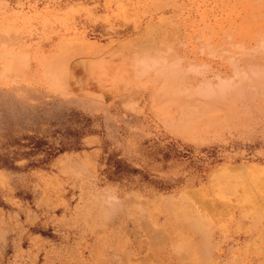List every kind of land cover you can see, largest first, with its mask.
I'll return each instance as SVG.
<instances>
[{"label":"rangeland","instance_id":"rangeland-1","mask_svg":"<svg viewBox=\"0 0 264 264\" xmlns=\"http://www.w3.org/2000/svg\"><path fill=\"white\" fill-rule=\"evenodd\" d=\"M65 53L96 72L103 153L3 122L36 103L38 62L77 101ZM104 245L264 264V0H0V264H110Z\"/></svg>","mask_w":264,"mask_h":264},{"label":"crops","instance_id":"crops-1","mask_svg":"<svg viewBox=\"0 0 264 264\" xmlns=\"http://www.w3.org/2000/svg\"><path fill=\"white\" fill-rule=\"evenodd\" d=\"M35 53V57L38 58L39 52L36 51ZM40 58L45 57L40 56ZM62 58L65 63L64 67L66 66L65 82L68 84L69 89L72 92L75 93L76 91H80L78 92L79 94H73L68 97L74 96L77 101L62 100L60 96L48 93V89H45L43 86L46 82H52L53 85H59L61 83L62 69H60V62H58L59 64H51L52 71H50L51 69L48 71L39 70L37 67H40V63L38 62L34 69L37 72L35 74L37 75V81L39 83L34 90L38 97L36 98V103H29L26 107L22 108H14V110L4 118L3 122L14 130H19L22 133H25L22 135L25 138L49 137L47 134H37L39 130L34 129V122H49L54 126L59 123L61 126L63 125V128L67 127V130L73 132L72 138L80 140L78 146L75 148L76 150L72 149L67 152L64 151L63 153H103L105 147L101 146L99 141L103 140L102 143H104V138H107L105 135L107 132L104 128L106 119L96 120L97 116H95L96 113H99L104 109L103 106H101L102 101L100 98H97L95 99L99 101L97 103L94 99H90L88 95L83 94L84 92H95V80L90 76L96 75V72L88 71L86 69L90 64L86 58L78 61L69 60L67 53H65ZM49 67L50 66L48 65L46 68L49 69ZM48 74H50L51 77H49ZM97 83L99 84L98 80ZM78 98L80 100H78ZM103 103L106 104V102ZM96 121L100 123L103 128L96 125H90ZM64 123H66V125H64ZM42 130L43 129H41V131ZM92 141L95 146H85ZM91 149L93 152H90ZM171 235L180 236L179 233H172ZM11 236L14 238V235L11 234ZM152 239L157 243L159 241L157 238ZM170 240H175V238H171ZM173 243L176 245V242ZM221 243L222 241L215 250L216 254H220V252L218 253V250L221 247ZM169 245L171 248L173 247V244L169 243ZM155 247H157V245L148 246L146 249H141L140 247L116 248V246L113 247L110 245L107 248V245H104L101 252L104 258L109 260L110 264H181L179 252L175 251V253L178 254V256H176L171 251L159 250V248ZM193 263L197 264L196 258ZM220 263L219 260L217 264Z\"/></svg>","mask_w":264,"mask_h":264},{"label":"bare ground","instance_id":"bare-ground-1","mask_svg":"<svg viewBox=\"0 0 264 264\" xmlns=\"http://www.w3.org/2000/svg\"><path fill=\"white\" fill-rule=\"evenodd\" d=\"M161 242H162V240H161Z\"/></svg>","mask_w":264,"mask_h":264}]
</instances>
